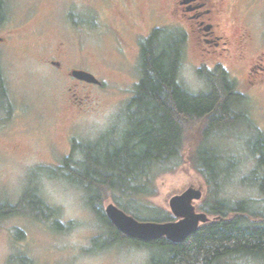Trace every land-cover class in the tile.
Masks as SVG:
<instances>
[{"label":"rangeland","instance_id":"obj_1","mask_svg":"<svg viewBox=\"0 0 264 264\" xmlns=\"http://www.w3.org/2000/svg\"><path fill=\"white\" fill-rule=\"evenodd\" d=\"M245 1L228 0V5L237 10ZM170 6V0H132L119 7L103 0H3L0 72L10 105L0 108V203L16 205L32 187L54 214L47 219L43 211L28 215L32 207L26 202L22 206L25 213L0 219V264H148L152 250L146 247L128 242L105 247L110 236L106 224L86 206L84 192L57 176L55 170L64 157H79L73 150L75 142L99 141L103 149L122 138L126 106L140 77L138 59L133 64L131 51L119 55L108 30L87 26L77 33L72 27L82 16L93 23L99 20L105 26L114 25L117 13L123 12L146 34L151 27L169 23ZM232 11L226 18L230 26L235 20ZM261 21L260 17L258 23ZM172 27L165 25L168 31ZM189 41H183L178 79L187 90L204 92L208 85L200 69H206ZM50 59L59 60L62 69L44 63ZM226 66L239 82L242 66ZM70 67L93 74L102 85H74L66 74ZM251 92L238 105L244 121L219 130L223 137L214 140L218 153L228 159L227 177L222 175L219 191L210 194L209 185L189 161L199 141L196 129L188 135L182 159L171 171L156 176L155 194L143 198L144 203L169 211L170 198L192 186L203 190L202 198L194 202L198 212V204L212 195L232 205L247 200L253 212L264 213V191L256 184L257 173L264 175L257 160L258 139L264 137V89ZM108 202L113 201L104 200L103 210ZM143 214L149 216V212ZM225 264H264V258L234 256Z\"/></svg>","mask_w":264,"mask_h":264},{"label":"trees","instance_id":"obj_2","mask_svg":"<svg viewBox=\"0 0 264 264\" xmlns=\"http://www.w3.org/2000/svg\"><path fill=\"white\" fill-rule=\"evenodd\" d=\"M2 5L0 0V21L4 16ZM170 32L174 31L155 29L141 43L140 77L126 106L127 124L122 138L103 149L99 141L83 145L75 142L73 150L79 157H64L55 174L80 188L86 206L106 224L110 236L105 247L121 242L146 247L152 250L148 264H225L241 255L264 258V213L253 212L247 200L232 205L211 198L212 195L205 197L198 209L213 219L201 224L182 243H171L165 238L144 242L124 236L102 209L103 201L111 199L138 220H176L171 212L146 204L143 198L155 194L154 179L158 174L176 167L189 133L196 129L199 141L189 161L209 185L210 194L219 191L222 175L227 177L228 159L218 153L220 149L214 140L223 137L219 130L244 121L238 105L246 97L234 92L233 80L219 68L201 70L207 91L187 90L178 79L183 38H173ZM9 105L0 72V108ZM207 141L213 145H207ZM258 142V167L264 171V137ZM256 184L264 191V175L257 173ZM26 202L32 207L28 215L38 216L43 211L47 213L46 219L53 217L54 209L29 187L16 205L0 203V219L25 213L22 206ZM146 212L149 216H144ZM96 242L97 238L93 239Z\"/></svg>","mask_w":264,"mask_h":264},{"label":"flooded vegetation","instance_id":"obj_3","mask_svg":"<svg viewBox=\"0 0 264 264\" xmlns=\"http://www.w3.org/2000/svg\"><path fill=\"white\" fill-rule=\"evenodd\" d=\"M103 1H107L110 6L119 7L130 4L132 0ZM170 2L171 20L167 19L169 23L151 27L146 34L137 21L123 12L117 13L114 25L105 26L99 20L91 22L88 17L82 16L81 11V21L72 28L77 33L84 31L87 26L97 28L99 31L108 30L112 34L113 45L118 49L119 55L125 56L127 51H131L135 61L133 64H136L137 59L139 61L142 41L155 29L166 30L165 25L171 24L173 26L171 31L180 37L182 35L184 42L190 40L191 51L201 66H205L206 71L219 68L228 73L233 80L236 94L247 97L255 89H264V0H246L243 8L237 10L228 5V0H170ZM236 6L235 4L234 7ZM232 9L235 20L234 25L230 26L226 18ZM260 17L262 21L258 23ZM235 59L241 63L234 62ZM44 63L58 70L62 69L59 60H44ZM226 64L242 66L244 74L241 79L239 78V82L235 80L238 77L229 72ZM74 69L76 68L66 69V74L73 80V84H86L87 82L71 75ZM102 83L103 81L99 80L98 83L89 84L101 86Z\"/></svg>","mask_w":264,"mask_h":264},{"label":"water","instance_id":"obj_4","mask_svg":"<svg viewBox=\"0 0 264 264\" xmlns=\"http://www.w3.org/2000/svg\"><path fill=\"white\" fill-rule=\"evenodd\" d=\"M71 75L87 83L99 82L93 74L85 70L74 69ZM202 196L203 190L192 186L172 196L168 205L176 220L169 222L138 220L113 202L106 204L104 213L114 227L129 238L144 242L165 238L171 243H182L194 234L201 224L210 221L208 215L205 212H198L194 204Z\"/></svg>","mask_w":264,"mask_h":264},{"label":"bare ground","instance_id":"obj_5","mask_svg":"<svg viewBox=\"0 0 264 264\" xmlns=\"http://www.w3.org/2000/svg\"><path fill=\"white\" fill-rule=\"evenodd\" d=\"M197 77V76H196Z\"/></svg>","mask_w":264,"mask_h":264}]
</instances>
